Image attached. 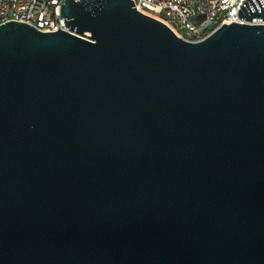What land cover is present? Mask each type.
I'll use <instances>...</instances> for the list:
<instances>
[{"label": "water", "instance_id": "water-1", "mask_svg": "<svg viewBox=\"0 0 264 264\" xmlns=\"http://www.w3.org/2000/svg\"><path fill=\"white\" fill-rule=\"evenodd\" d=\"M133 5L0 24V264H264V24Z\"/></svg>", "mask_w": 264, "mask_h": 264}, {"label": "built area", "instance_id": "built-area-1", "mask_svg": "<svg viewBox=\"0 0 264 264\" xmlns=\"http://www.w3.org/2000/svg\"><path fill=\"white\" fill-rule=\"evenodd\" d=\"M134 7L169 26L187 40L198 41L230 22L259 25L238 16L242 0H133ZM264 7V0H260ZM64 0H0V24L9 20L28 23L40 31L66 29L60 16ZM264 13V11H263Z\"/></svg>", "mask_w": 264, "mask_h": 264}]
</instances>
